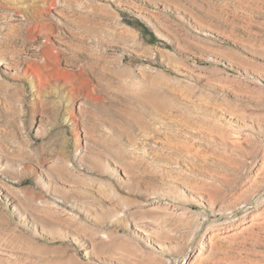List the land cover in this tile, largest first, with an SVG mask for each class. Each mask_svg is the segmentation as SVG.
<instances>
[{
	"label": "rangeland",
	"instance_id": "1",
	"mask_svg": "<svg viewBox=\"0 0 264 264\" xmlns=\"http://www.w3.org/2000/svg\"><path fill=\"white\" fill-rule=\"evenodd\" d=\"M0 264H264V0H0Z\"/></svg>",
	"mask_w": 264,
	"mask_h": 264
},
{
	"label": "bare ground",
	"instance_id": "2",
	"mask_svg": "<svg viewBox=\"0 0 264 264\" xmlns=\"http://www.w3.org/2000/svg\"><path fill=\"white\" fill-rule=\"evenodd\" d=\"M4 61V60H3ZM143 233H145V232H143Z\"/></svg>",
	"mask_w": 264,
	"mask_h": 264
}]
</instances>
